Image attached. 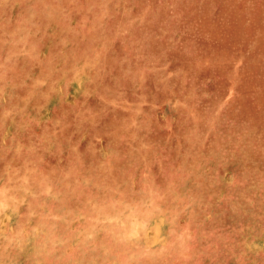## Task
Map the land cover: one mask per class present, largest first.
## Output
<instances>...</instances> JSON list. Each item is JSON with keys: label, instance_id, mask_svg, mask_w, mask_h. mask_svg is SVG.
Returning a JSON list of instances; mask_svg holds the SVG:
<instances>
[{"label": "rangeland", "instance_id": "rangeland-1", "mask_svg": "<svg viewBox=\"0 0 264 264\" xmlns=\"http://www.w3.org/2000/svg\"><path fill=\"white\" fill-rule=\"evenodd\" d=\"M0 264H264V0H0Z\"/></svg>", "mask_w": 264, "mask_h": 264}]
</instances>
